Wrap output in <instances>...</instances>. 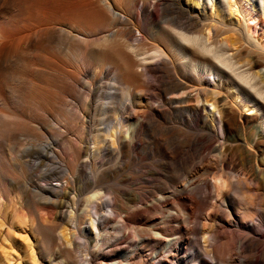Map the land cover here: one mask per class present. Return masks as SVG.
Listing matches in <instances>:
<instances>
[{
  "label": "bare ground",
  "instance_id": "bare-ground-1",
  "mask_svg": "<svg viewBox=\"0 0 264 264\" xmlns=\"http://www.w3.org/2000/svg\"><path fill=\"white\" fill-rule=\"evenodd\" d=\"M87 1L67 0V5L70 10L81 9ZM100 1L108 4L113 18L119 15L111 9L113 0L92 2ZM244 1L264 15V0H144L135 14L125 12L117 17L126 24V30L113 48L105 51V59L113 65L121 89L134 99L111 120L106 134L93 140L88 147L91 171L73 182L80 190L93 191L86 200L97 210V200L103 197L98 191L100 176L111 167L107 160H101L99 166L92 161L104 151L117 157L130 156L141 148V136L149 128L163 133L164 137L155 141L174 173L169 178L172 190L158 195L157 201L164 206L160 215L132 214L139 208L137 202L146 210L158 208L153 200L152 205L143 202L139 193H135V203L126 207L118 195H110L106 197V214L94 210L87 227H73L89 238L95 234V246H104L109 234L103 236L99 228L104 229L120 211L127 213L124 220L120 219L122 224L118 222L121 236L117 246L107 251L104 259L130 243L131 254L121 264H181L187 259L181 253L190 244L188 235L193 238L194 234L193 264H264V34L255 35L256 30L243 15ZM33 3L36 5V0ZM3 13L0 11V36L15 33V18ZM168 13L176 15L167 17ZM143 23L154 34L169 28L172 35L167 44L148 54L139 53V44L125 36L132 28L148 35ZM226 33L230 34L221 37ZM207 105L214 109L205 115L202 110L206 111ZM246 108L256 113L248 114ZM86 163L75 158L66 170L75 178ZM188 194L200 198V204L195 200L197 208L183 202ZM209 198L216 201L208 205ZM76 209L74 201L68 210L70 219ZM196 211L206 214L197 216ZM167 223H177V227L171 229ZM231 226L245 232L233 235L221 230ZM78 235L67 228L59 234L72 264L81 261L78 254L86 246L74 239ZM131 235L128 245H121ZM75 243L77 252L71 247ZM87 257L86 264H94L95 255L88 253Z\"/></svg>",
  "mask_w": 264,
  "mask_h": 264
},
{
  "label": "rangeland",
  "instance_id": "rangeland-1",
  "mask_svg": "<svg viewBox=\"0 0 264 264\" xmlns=\"http://www.w3.org/2000/svg\"><path fill=\"white\" fill-rule=\"evenodd\" d=\"M92 1L88 0L84 8L70 10L67 0H36V5L33 0H0V11L7 18L14 17L17 26L15 33L0 36V264H72L59 237L65 228L79 234L74 239L86 244L78 254L81 261L77 264H86L88 253L95 255L94 264L125 263L133 248L128 245L132 235L121 243L128 248L113 253L109 259L104 256L117 246L121 236L119 227L126 212L113 215L104 229L99 228L103 236L109 234L104 246H95V234L89 238L73 227L79 225L81 230L87 227L97 210L106 214V197L110 195H118L120 203L126 207L135 203L139 193L143 202L152 205L153 200L158 208L146 210L144 204L137 202L140 209L132 214L157 215L164 209L157 201L158 195L163 190H172L169 178L174 170L169 168L172 165L159 150L155 138L164 136L155 128L144 131L141 148L130 156L117 157L104 151L96 160L92 158L97 166L101 160H107L111 167L100 176L102 188L98 191L103 197L96 199L97 210L86 200L93 191L80 190L73 182L91 171L92 155L88 154V147H92L93 140L106 134L111 120L118 118L119 111L134 99V95L127 96L116 81L114 67L107 63L105 51L113 48L121 32L126 30V24L117 17L125 12L135 14L144 2L113 0L111 9L119 14L113 18L108 4ZM242 7L243 15L256 30L255 35L264 34V15L245 1ZM142 26L148 33L144 35L142 31L146 36L143 39L136 28L125 36L139 44L137 51L141 54L167 44L172 35L167 27L154 34L145 23ZM213 109L207 105V110L202 112L206 115ZM244 111L256 113L248 108ZM162 125L167 123L162 122ZM75 158L81 164L86 161L87 166L81 167L73 178L66 166ZM237 194L234 193L236 199L240 197ZM191 195L183 197V202L197 208L195 200L198 204L201 200ZM209 200L208 205L216 201L215 198ZM74 201L78 209L70 219L68 210ZM196 213L202 215V212ZM231 220L235 222L237 218L233 216ZM167 226L174 229L177 223H167ZM225 229L221 230L233 235L245 232L236 226ZM188 237L190 244L181 253L187 259L181 264H193L190 255L195 235ZM71 247L77 252L76 243ZM139 253L146 258L144 252Z\"/></svg>",
  "mask_w": 264,
  "mask_h": 264
}]
</instances>
